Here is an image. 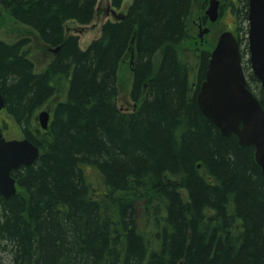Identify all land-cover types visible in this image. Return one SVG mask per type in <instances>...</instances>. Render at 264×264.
<instances>
[{"label": "trees", "instance_id": "16d2710c", "mask_svg": "<svg viewBox=\"0 0 264 264\" xmlns=\"http://www.w3.org/2000/svg\"><path fill=\"white\" fill-rule=\"evenodd\" d=\"M222 1L223 11L248 22L249 0ZM194 2L132 0L125 18L104 23L84 50L67 24L90 25L99 0H0L46 48L58 49L38 71L31 37L0 39L4 112L41 151L13 172L17 194L0 195V264H264L255 149L223 136L199 108L212 50L200 52L195 85L181 56ZM132 56L137 108L125 111L118 83ZM248 64V87L264 108ZM63 85L66 98L42 130L38 112Z\"/></svg>", "mask_w": 264, "mask_h": 264}, {"label": "water", "instance_id": "95a60500", "mask_svg": "<svg viewBox=\"0 0 264 264\" xmlns=\"http://www.w3.org/2000/svg\"><path fill=\"white\" fill-rule=\"evenodd\" d=\"M116 19L124 16L116 15ZM206 15L211 22L220 16V1L210 0ZM249 52L254 75L264 89V0H249ZM201 32L200 36L208 33ZM240 43L233 32L220 35L211 52L205 81L197 94V102L206 118L219 128L223 136L235 135L240 146H252L255 158L264 176V108L247 87ZM133 59V58H132ZM133 64V60L131 62ZM6 108V99L0 92V113ZM51 114L43 111L38 121L48 129ZM40 148L30 139L7 140L0 129V195L9 199L18 192L13 172L30 167L40 158Z\"/></svg>", "mask_w": 264, "mask_h": 264}, {"label": "rangeland", "instance_id": "374dc122", "mask_svg": "<svg viewBox=\"0 0 264 264\" xmlns=\"http://www.w3.org/2000/svg\"><path fill=\"white\" fill-rule=\"evenodd\" d=\"M205 0H195L192 15L188 21L189 28V38L184 40L181 45V56L186 60H189L194 69L192 72V83L196 84V72L197 66L199 63L200 52L205 49H215L219 37L222 33L231 31L240 35L243 40L241 51L243 57V65L245 67L249 66V52L247 49V35L246 32L248 29V22L242 19H237V17L232 12V9H226L223 11L220 19L217 22H211L209 19L205 22L203 30L209 29V32L203 35L205 44L196 43L197 36L199 34V17L205 15L206 11L209 8V0L206 7L203 5ZM238 3V0H236ZM132 3V0H126L123 5L115 9L112 6V0H99L98 10L95 16L94 21L90 25H81L75 21H69L67 24V32L70 35H77L80 39V46L82 49H87L88 46L94 41L100 38L101 28L104 23L107 21H114L112 14H108L107 11L114 9L117 13L126 12L129 4ZM120 9V10H119ZM241 30L238 32V28ZM31 37L32 43L28 47V52L30 57L34 60L37 70L42 71L47 68L49 62L54 56V52L51 49L46 48L42 41L40 40L38 34L29 26L16 22L12 19L8 13L0 6V39L8 42L14 43L22 38ZM211 51V52H212ZM158 63V59L156 58ZM132 68H131V58H127L122 67L121 75L119 78V97H118V106L125 111H132L137 108V105L133 102L131 98V89H132ZM61 88V86H60ZM66 88L63 85L61 88V93H58L56 98L51 102L47 103L42 110L52 112L54 104L60 100L66 98L65 95ZM38 112V114H39ZM0 119H4L5 122L2 123V128L5 132V135L9 139H23L24 135L20 127L15 123L13 118L9 116L6 112H3L0 115Z\"/></svg>", "mask_w": 264, "mask_h": 264}, {"label": "flooded vegetation", "instance_id": "af4514ba", "mask_svg": "<svg viewBox=\"0 0 264 264\" xmlns=\"http://www.w3.org/2000/svg\"><path fill=\"white\" fill-rule=\"evenodd\" d=\"M221 4H220V17L223 13V1L220 0ZM113 6V5H112ZM114 7V6H113ZM116 8V7H115ZM118 9V8H117ZM120 10V9H119ZM110 13H112L111 9L109 10ZM117 15H121V16H124L125 17V12H121V13H117ZM199 22H198V27H199V34L197 36V40H196V43H201V44H205V40L203 38V36H200L201 35V32H203V27L205 26V9H204V15H202L201 17H199ZM220 19V18H219ZM238 37H240V35H237ZM241 41L243 42L242 38L240 37ZM240 41V45L242 46V42ZM261 84V83H260ZM5 120L4 119H0V126H2V123H4Z\"/></svg>", "mask_w": 264, "mask_h": 264}, {"label": "bare ground", "instance_id": "6f19581e", "mask_svg": "<svg viewBox=\"0 0 264 264\" xmlns=\"http://www.w3.org/2000/svg\"><path fill=\"white\" fill-rule=\"evenodd\" d=\"M43 111H45V110H42L41 112H43ZM41 112H39V114H40ZM39 114H38V115H39ZM37 119H38V116H37Z\"/></svg>", "mask_w": 264, "mask_h": 264}]
</instances>
